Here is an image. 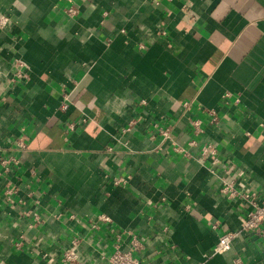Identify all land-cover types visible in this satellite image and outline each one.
<instances>
[{
  "label": "crops",
  "instance_id": "crops-1",
  "mask_svg": "<svg viewBox=\"0 0 264 264\" xmlns=\"http://www.w3.org/2000/svg\"><path fill=\"white\" fill-rule=\"evenodd\" d=\"M2 17L0 264H64L74 239L82 264H108L133 235L142 264H264L246 207L219 193L236 170L264 191V0H0Z\"/></svg>",
  "mask_w": 264,
  "mask_h": 264
},
{
  "label": "built area",
  "instance_id": "built-area-1",
  "mask_svg": "<svg viewBox=\"0 0 264 264\" xmlns=\"http://www.w3.org/2000/svg\"><path fill=\"white\" fill-rule=\"evenodd\" d=\"M64 13L69 18H74L78 14V6L72 4L70 6L64 7ZM8 19L6 17H2L0 19V27L4 26ZM17 72L15 74L16 80H25L30 78V70L27 63L23 60L16 61ZM68 95L65 94V98L60 105V109L66 111L69 109ZM145 102L142 100V103ZM185 105H189V102H185ZM213 116L212 121H217V115L214 110H210L208 112ZM87 118L83 117L80 122L81 124L86 123ZM191 123L196 132L201 131V123L200 119H193ZM135 124L134 120L129 122V127L127 130L131 129V127ZM76 123L69 122L68 123V131L74 130L76 128ZM161 134L168 138L170 136L171 128L170 127H160ZM18 145L20 148H26L27 143L24 138L18 140ZM189 146L194 147L197 146V141L195 139H191L188 142ZM177 151L183 152L184 154L190 155L188 149H184L182 147H176ZM199 153L201 157L208 158L212 157L213 162H219L217 158V150L213 143H205L200 149ZM17 163L18 160L15 157L5 158L2 157L1 165L4 171H9V165L11 163ZM1 174V172H0ZM245 175L243 170L235 171V178L230 180H224L222 184L219 186V193L228 197L229 199L239 200L246 207V210L243 212L240 217L241 221V230L245 232L252 233L255 236L264 238V191L255 190L253 188L249 189L242 182H237L236 178L242 177ZM127 180L124 178H119L115 181V184H124ZM8 194H13L16 192L14 188H7ZM99 221H109V217L102 215L97 218V220H90V227L97 229ZM238 232L236 231H226L220 237L215 245L214 253L222 254L232 249L233 240L236 237ZM117 239L121 238V234H116ZM78 239H74L72 241V245L65 250L63 254L62 261L64 264H82V260L78 254ZM19 245V244H17ZM141 239L133 235L130 243L129 249L125 250L121 247L120 243L117 242L114 244V250L106 257L108 264H142L141 260L135 256L134 251L138 248L142 247ZM235 264H242V260L238 257L235 259Z\"/></svg>",
  "mask_w": 264,
  "mask_h": 264
}]
</instances>
